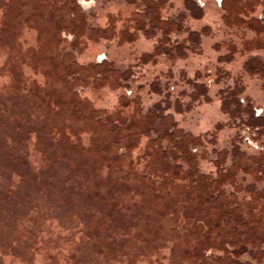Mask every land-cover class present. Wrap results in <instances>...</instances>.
I'll list each match as a JSON object with an SVG mask.
<instances>
[{
  "label": "rangeland",
  "instance_id": "rangeland-1",
  "mask_svg": "<svg viewBox=\"0 0 264 264\" xmlns=\"http://www.w3.org/2000/svg\"><path fill=\"white\" fill-rule=\"evenodd\" d=\"M211 9L0 0V264H264V58Z\"/></svg>",
  "mask_w": 264,
  "mask_h": 264
},
{
  "label": "flooded vegetation",
  "instance_id": "flooded-vegetation-1",
  "mask_svg": "<svg viewBox=\"0 0 264 264\" xmlns=\"http://www.w3.org/2000/svg\"><path fill=\"white\" fill-rule=\"evenodd\" d=\"M189 1L202 11L214 6L211 10L221 14L220 23L223 25L220 26L224 38L222 44L226 48L241 56L262 53L264 58V0H186V5ZM253 109L255 112V108ZM256 111L257 116H260L261 110ZM253 118L256 116L253 115ZM256 130L260 131L261 128ZM192 137L195 144L202 145L200 138ZM262 149L263 147L259 151L264 156Z\"/></svg>",
  "mask_w": 264,
  "mask_h": 264
}]
</instances>
